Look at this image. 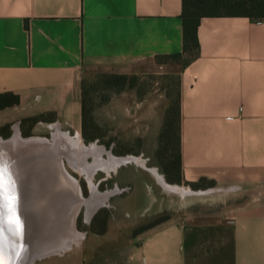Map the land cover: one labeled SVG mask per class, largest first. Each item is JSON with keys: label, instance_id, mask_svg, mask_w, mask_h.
Returning <instances> with one entry per match:
<instances>
[{"label": "crops", "instance_id": "obj_1", "mask_svg": "<svg viewBox=\"0 0 264 264\" xmlns=\"http://www.w3.org/2000/svg\"><path fill=\"white\" fill-rule=\"evenodd\" d=\"M225 1L200 19L198 56L183 65L163 59L182 53V0H0V128L47 117L81 131L85 81L167 78L178 184L220 202L138 232L90 194L75 245L32 264H264V20ZM201 180L212 185L190 187Z\"/></svg>", "mask_w": 264, "mask_h": 264}, {"label": "rangeland", "instance_id": "obj_2", "mask_svg": "<svg viewBox=\"0 0 264 264\" xmlns=\"http://www.w3.org/2000/svg\"><path fill=\"white\" fill-rule=\"evenodd\" d=\"M84 83L88 92L87 97L92 103L91 116L99 126L97 133L100 139L87 143L81 137L80 131L67 129L63 123L45 121L49 119L47 117L45 119L31 117L21 123L12 122L0 128V142L11 141L13 146L23 145L29 151H26L28 155L31 154L32 146L37 147L38 150L48 149V154L34 153L32 156L37 155L38 160L42 159L41 162L45 166L55 165L58 171L62 169L65 179H68L66 181L72 184L70 192H73L74 182H77L80 188L82 202L76 217L73 218L69 214L66 217L68 227L65 226V238L58 239L50 233L45 236L36 234L34 228L38 218L36 215L32 216V208L23 207L28 215L31 214L29 220L32 226L29 234L32 233V236L29 235L28 241L32 244V251L56 248L66 242L75 245L78 232L87 227L84 217L87 205L83 200H88L90 194L93 196L95 192L100 195L97 197L99 200L108 196L103 204L104 208H123L132 215L133 221L130 227L136 231L161 216L170 220L193 208L215 211L220 207L219 199L211 194L196 195L191 193L186 185L168 183L155 157L158 135L166 118V111L170 105L174 106L172 80L165 78L164 81L157 82L155 79L137 77V79L126 78L117 83L114 81L105 83L101 78L96 80L94 78ZM156 100H164V104L151 103ZM76 142L85 149L93 146L98 149L97 159L93 157L94 155L86 158L88 167L83 174L70 165V160L74 158L77 160L80 157L76 156L73 149L69 152L66 149L67 146L75 148L73 144ZM129 157L132 161L112 168L111 158ZM41 167L40 164L39 169L37 168L40 173L43 170ZM88 177L91 178V184ZM110 192L115 193L109 197L106 193ZM40 205L41 203L33 208L38 213H40ZM61 208L65 209L63 205Z\"/></svg>", "mask_w": 264, "mask_h": 264}, {"label": "bare ground", "instance_id": "obj_3", "mask_svg": "<svg viewBox=\"0 0 264 264\" xmlns=\"http://www.w3.org/2000/svg\"><path fill=\"white\" fill-rule=\"evenodd\" d=\"M69 143L67 144L69 145ZM73 145L77 151H75V148L67 146V152L73 149L76 156L80 158L70 160V165L80 174L86 173V168L88 167L86 158L94 155L93 157L97 159L98 149L94 146L85 149L79 142ZM33 147L30 150L31 154L28 155L26 151H29L23 145L13 146L11 141L0 142V173H2V176H0V209L5 212L8 210L13 211L7 218V224L12 225V228L15 231L17 230L19 235L25 239V242L30 240V236H32V233L29 234L32 226L29 220L31 214L32 216L36 215L38 218L34 228L36 234L40 233L41 236H45L50 233L58 237V239L59 237L65 238V226L68 227L66 217L68 214L73 218L76 217L79 205L82 202L80 188L77 182H74L73 192H70L69 189L72 184L70 181H66L68 179H65L62 169H59L62 173L61 175L55 165L45 166L41 162L42 159L38 160L39 157L37 155L32 156L34 153L44 154L46 152L45 154H48V149L38 150L36 149L37 147ZM130 160L132 161V158L122 160L111 158L110 163L113 162L112 168L114 169L115 165L120 162ZM40 164L42 165L41 169H43L41 173L38 171L40 168H38V165ZM68 178L70 177L68 176ZM88 180L91 184L90 177H88ZM72 200L76 203H71ZM39 203H41L40 213L33 209ZM62 205L65 209L61 208ZM23 207L25 209L32 208L31 214L29 213L28 215Z\"/></svg>", "mask_w": 264, "mask_h": 264}, {"label": "trees", "instance_id": "obj_4", "mask_svg": "<svg viewBox=\"0 0 264 264\" xmlns=\"http://www.w3.org/2000/svg\"><path fill=\"white\" fill-rule=\"evenodd\" d=\"M225 0H182L181 20H182V53L169 57L165 60L181 62L186 65L198 56L199 46L196 38V30L202 17L218 15V8L226 6ZM235 7H243L244 11L251 20H264V0H243L233 2ZM107 82H120L125 80L124 76H99ZM88 92L85 83L82 84V101H81V137L85 142H91L100 139L97 131L99 126L91 116V105L87 97ZM162 129L158 135V145L155 157L158 159L160 169L165 180L172 184L180 182V149L178 133V104L170 107L166 111ZM176 116V119H175ZM210 182L201 180L197 184H191L192 189L204 188L211 186ZM168 220V217H159L143 226L138 232L145 231L155 225Z\"/></svg>", "mask_w": 264, "mask_h": 264}, {"label": "water", "instance_id": "obj_5", "mask_svg": "<svg viewBox=\"0 0 264 264\" xmlns=\"http://www.w3.org/2000/svg\"><path fill=\"white\" fill-rule=\"evenodd\" d=\"M12 212L0 209V264H32V260L46 255L47 252L33 249V253L32 244L28 240L25 242L17 230L7 224V218Z\"/></svg>", "mask_w": 264, "mask_h": 264}, {"label": "flooded vegetation", "instance_id": "obj_6", "mask_svg": "<svg viewBox=\"0 0 264 264\" xmlns=\"http://www.w3.org/2000/svg\"><path fill=\"white\" fill-rule=\"evenodd\" d=\"M130 158V157H129ZM122 159H127V158H122ZM122 159H119V160H122ZM131 159V158H130ZM127 162H129V161H126V162H120L119 164H117L116 166H115V168L118 166V165H120V164H123V163H127Z\"/></svg>", "mask_w": 264, "mask_h": 264}, {"label": "snow or ice", "instance_id": "obj_7", "mask_svg": "<svg viewBox=\"0 0 264 264\" xmlns=\"http://www.w3.org/2000/svg\"><path fill=\"white\" fill-rule=\"evenodd\" d=\"M0 176H2V173H0Z\"/></svg>", "mask_w": 264, "mask_h": 264}]
</instances>
